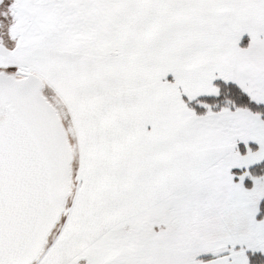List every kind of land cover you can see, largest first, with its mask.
Segmentation results:
<instances>
[{
    "label": "snow or ice",
    "instance_id": "6c2138e0",
    "mask_svg": "<svg viewBox=\"0 0 264 264\" xmlns=\"http://www.w3.org/2000/svg\"><path fill=\"white\" fill-rule=\"evenodd\" d=\"M0 264H264V0H0Z\"/></svg>",
    "mask_w": 264,
    "mask_h": 264
}]
</instances>
